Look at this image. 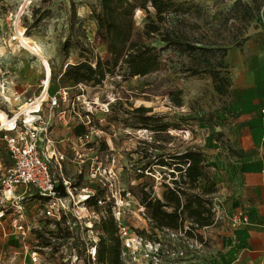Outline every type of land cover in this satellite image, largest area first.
I'll use <instances>...</instances> for the list:
<instances>
[{
    "label": "rangeland",
    "instance_id": "374dc122",
    "mask_svg": "<svg viewBox=\"0 0 264 264\" xmlns=\"http://www.w3.org/2000/svg\"><path fill=\"white\" fill-rule=\"evenodd\" d=\"M234 1L195 0L196 5L185 15L189 24L182 26L183 31L192 39H196L199 45L227 46L225 62L228 60V52L243 38L264 42V16L244 24L235 18L237 11L231 10ZM242 2L253 3V0ZM98 4L99 0H0V74L6 72L11 85L28 90V94L40 92L39 83L45 74V68L51 72L50 93L55 92L59 86L73 85L74 82H67L62 78L66 64L77 63L86 58L95 63L96 57L107 55L105 44L97 37H92L93 30L97 29L92 8ZM151 11L154 16V10ZM134 21L133 39L157 47L164 64L162 69L146 76L134 77L127 76L125 68L118 69L114 75H107L101 84L86 83L85 90L86 97L91 100H105L108 97L115 99L109 112L102 114L94 111L95 114L91 118L95 128L100 131L95 138L96 153L102 156L107 170L112 168L115 171L116 177L112 179L113 190L121 192L123 197L126 192L131 193L130 203L122 206L124 223L136 231L145 229L151 233V224L147 215L141 214L139 202L143 185L145 190L161 197L163 184L173 186L172 179L181 177L179 172L172 174L171 168L158 164H154L151 170L144 169L143 177L138 174H141L140 171L146 163L150 160L156 162L159 156L182 153L189 147L204 151L224 121L229 93L218 94L208 73L190 75L186 67L193 63V59L188 53L179 54L172 47L161 50L166 44L160 40L158 34L146 38L143 34L144 24L148 22L145 11H135ZM20 31L31 39L33 46L40 48L43 58H39L18 41L12 40L13 35L20 40ZM67 39L70 40L68 48L64 46ZM247 41L243 42L242 46ZM84 48L89 51L85 52ZM220 55L218 52L217 57L211 54L210 57L215 62ZM27 64L30 68L27 72L32 73L30 76L33 78L27 82L28 77L22 74L19 76L22 80H17V65L22 67ZM222 74H226V69H223ZM179 90L182 92L181 105H176L170 93ZM137 107L151 109L145 115L156 117L154 125L169 121L179 124L180 129L170 127L168 131L157 134L142 124L139 113L133 112ZM2 111L9 112L0 102V112ZM2 115L0 114V118ZM1 121L5 123L9 120L5 118ZM0 164H11L1 135ZM2 175L0 170V177ZM208 177L210 178V172ZM205 183L206 180L201 179L199 187L194 189L186 185V191L201 193ZM17 192L24 197V216L18 214L9 203L5 204L7 208L3 216H0V264H35L33 251H37L40 264H88V253H82V243H85L87 237L81 234L80 243L77 245L73 243L74 239L65 240L64 232L55 224L56 219L41 215L43 206L35 189L19 187ZM218 196L219 190L214 194L205 195L206 198L212 199L214 204L219 200L224 202V199H219ZM114 202L111 199L102 206L105 214ZM215 214L214 211V217ZM15 219L26 228L25 235L14 226ZM82 224L83 227L88 226V220L86 224L85 221ZM221 224L228 223L219 219L216 225ZM185 225L188 227L189 223L186 222ZM211 227L213 226L196 230L202 235L203 245L192 248L188 246V238L175 237L169 235V232H158L165 246L186 251L183 258L164 255L162 264H207V233ZM74 228L76 234L78 227ZM78 252H81V255Z\"/></svg>",
    "mask_w": 264,
    "mask_h": 264
},
{
    "label": "trees",
    "instance_id": "16d2710c",
    "mask_svg": "<svg viewBox=\"0 0 264 264\" xmlns=\"http://www.w3.org/2000/svg\"><path fill=\"white\" fill-rule=\"evenodd\" d=\"M194 1L99 0V5L92 8V13L97 25L96 37L105 44L107 55L106 57H96L95 63L86 58L77 63L66 64L62 78L67 82H74V84L92 83L97 85L101 84L107 75H114L118 69L125 68L129 77L146 76L160 71L164 64L160 59L161 55L157 47L133 39L135 11L143 10L148 18L143 30L146 38H152L158 34L160 40L166 44L161 50L172 47L179 54L188 53L192 57L193 63L186 67V71L190 75L208 73L212 77L217 93L228 94L232 82L229 77V63L224 61L227 56V46L199 45L196 39H192L182 29V26L186 27L189 24L185 15L196 5ZM72 7L75 10L74 3H72ZM151 9L154 10V16ZM231 10L237 11L236 19L248 24L255 18L264 16V0H253V3L235 0ZM247 40L248 37L243 38L236 44V47L242 46V43ZM64 46L67 48L70 46L69 39L64 42ZM84 51L88 52L89 50L84 48ZM218 52L221 53L220 58L213 62L210 54L217 57ZM223 69H226V74H222ZM181 93V90L170 93L171 99L176 105H181ZM150 110L146 107H137L133 109V112L139 113L142 117V124L150 127L157 134L168 131L170 127L180 129L179 124L169 121H162L160 124L154 125L156 117L145 115ZM85 131L84 126L74 129L75 134ZM206 162V153L202 149L189 147L182 153H168L167 156H159L156 162L150 160L145 164L140 171L141 174H138L139 177H143L144 169L151 170L154 164H158L171 168L173 171L170 173L172 174L176 171L179 172L181 178L172 179L173 186L164 183L161 197L145 190V185H143L139 202L145 208V214L151 224V233L145 229L138 230V233L149 239H158V232L182 231L186 236L202 242V235L198 234L196 230L217 224L213 211L214 201L206 198L205 195L216 193L218 188L208 177ZM201 179L206 180L201 193L194 194L186 191V185L192 189L199 187ZM58 190L60 195H66L63 185H60ZM38 196L41 197L39 194ZM104 196L105 190H98L87 200V204L97 211H101L102 207L98 205V200ZM69 220L72 224L74 223V218L71 215H63L60 220H55V224L61 232H64L65 240L74 239L73 243L77 245L81 240V231L78 227L75 234V228L71 230L67 223ZM186 222L189 223L188 227L185 225ZM76 226L78 225H74V227ZM94 230L98 232L96 262H93L91 256L88 255V264H125L121 257L122 245L112 208L94 225ZM82 244V253H87L85 243ZM78 253L81 255V252Z\"/></svg>",
    "mask_w": 264,
    "mask_h": 264
},
{
    "label": "built area",
    "instance_id": "2783aa9c",
    "mask_svg": "<svg viewBox=\"0 0 264 264\" xmlns=\"http://www.w3.org/2000/svg\"><path fill=\"white\" fill-rule=\"evenodd\" d=\"M19 22L20 16L17 27ZM92 37L96 38V30H93ZM12 40L21 43L16 35L12 36ZM0 75V102L9 111L2 112L12 125L10 128L6 127L0 118V135L5 141L11 161L8 166L0 164V170L3 172L0 177V216H3L7 208L5 204L8 203L18 214L24 216V201H22L24 197L17 192V189L31 187L41 195L40 201L43 206L41 215L56 220H60L63 215H71L74 218L73 224L70 220L67 223L71 230L76 224L80 231L83 229L81 234L87 237L85 241L87 253L92 261L96 262L98 232L94 230V225L105 213L103 210L97 211L89 206L87 200L98 190H105V196L98 200V205L102 207L111 199L115 201L111 208L121 240V257L125 263L162 264L164 255L185 257V250L168 248L163 244L160 235L158 239H149L123 221L122 206L130 203L131 193L126 192L123 197L121 192L113 190L112 179L116 174L114 169L107 170L104 167L102 156L96 153L95 138L100 131L95 128L91 119L95 114L94 111L102 114L109 112L115 99L110 97L105 100L88 99L86 83L61 86L50 93L47 86L51 72L46 70L40 80L41 89L38 94H28V90L13 87L6 72ZM99 121L101 122L102 118ZM56 126L73 130L72 136L69 139L56 140L54 137ZM78 126H84L86 131L75 134L74 129ZM60 142H68L70 154L58 147ZM68 162L77 165L78 172L75 176L71 177L64 173V165ZM94 184L97 186L95 187ZM60 185L65 187L66 195H60L58 190ZM215 204L213 210L216 213V222L223 219L232 226L248 222L247 214L240 211L226 212L222 203ZM140 207L141 214L145 216V208L142 205ZM87 220L88 224H86ZM83 221L88 226L83 227ZM14 226L25 235L26 228L21 222L15 219ZM165 232L175 237L188 238L187 243L191 248L203 245L202 242L186 236L182 231L166 230ZM32 253L35 264H40L37 251Z\"/></svg>",
    "mask_w": 264,
    "mask_h": 264
},
{
    "label": "crops",
    "instance_id": "0c3cea01",
    "mask_svg": "<svg viewBox=\"0 0 264 264\" xmlns=\"http://www.w3.org/2000/svg\"><path fill=\"white\" fill-rule=\"evenodd\" d=\"M227 62L232 82L227 113L204 152L218 198L224 199L219 202L226 212L240 211L249 220L211 227L207 264H264V42L251 39L234 47ZM29 69L28 64L17 65L16 79L22 80L19 76L23 74L31 81ZM72 133L61 126L54 129L56 140L69 139ZM58 147L70 154L68 142ZM64 167L68 176L78 172L75 164L68 162Z\"/></svg>",
    "mask_w": 264,
    "mask_h": 264
},
{
    "label": "bare ground",
    "instance_id": "6f19581e",
    "mask_svg": "<svg viewBox=\"0 0 264 264\" xmlns=\"http://www.w3.org/2000/svg\"><path fill=\"white\" fill-rule=\"evenodd\" d=\"M20 42L22 43L23 46H25V47H26L27 49H29L31 52H33L34 54L38 55L39 58H43V55H42V53H41V51H40V48L37 47V46H33V45L31 44V39L28 38L27 36H25V35L22 33V31H20ZM45 70H46V68H45ZM50 85H51V81H50V79H49V84H48V86H47V89L49 90V92L52 91L51 88H50ZM0 114H1V115L3 114L2 116H5V114H4L3 112H0ZM2 116H1V119L4 120V119L6 118V116H5V118L2 117ZM5 121H6V120H5ZM2 124L5 125L6 127H9V128H10V126H12L11 123H10V121L5 122V123H2Z\"/></svg>",
    "mask_w": 264,
    "mask_h": 264
}]
</instances>
